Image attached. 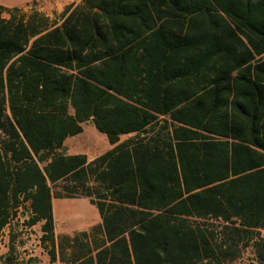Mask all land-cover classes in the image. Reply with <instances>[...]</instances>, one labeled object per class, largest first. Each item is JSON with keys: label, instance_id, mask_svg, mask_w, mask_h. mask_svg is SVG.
Here are the masks:
<instances>
[{"label": "trees", "instance_id": "16d2710c", "mask_svg": "<svg viewBox=\"0 0 264 264\" xmlns=\"http://www.w3.org/2000/svg\"><path fill=\"white\" fill-rule=\"evenodd\" d=\"M87 121L111 149L62 153ZM37 224L50 263L264 264V0L0 5V264Z\"/></svg>", "mask_w": 264, "mask_h": 264}, {"label": "rangeland", "instance_id": "374dc122", "mask_svg": "<svg viewBox=\"0 0 264 264\" xmlns=\"http://www.w3.org/2000/svg\"><path fill=\"white\" fill-rule=\"evenodd\" d=\"M29 1L30 0H0V5L4 8H12L24 6ZM29 5L30 8H20L23 13L29 14L34 9L43 13L39 10V8L44 6L43 0H34L30 2L28 6ZM58 17L59 15H55L54 18H48L50 20H54ZM81 127V134L69 137L66 140L61 151L62 153L70 155L85 152L89 158H92L111 149L106 136L99 133L94 128L91 121L82 123ZM128 137L129 136H121L120 141H124ZM53 217L54 232L56 236L88 230L93 225L99 223V216L96 208L92 206L89 200L86 198L54 199ZM40 225L41 224H37L31 229L20 232V237L17 239V242L14 245L18 262L20 264H40L41 257L43 254H46L39 247V237L41 236ZM20 229L21 226L18 228V230ZM1 236L0 255H3L8 251V229H5L1 233ZM3 239L6 240L5 245L2 244Z\"/></svg>", "mask_w": 264, "mask_h": 264}, {"label": "crops", "instance_id": "0c3cea01", "mask_svg": "<svg viewBox=\"0 0 264 264\" xmlns=\"http://www.w3.org/2000/svg\"><path fill=\"white\" fill-rule=\"evenodd\" d=\"M32 1H34V0H30L24 6H19L18 8H24V7L30 8V5L28 6V4H30V2H32ZM79 2H80V0H43L44 6L39 8V10L42 11L47 17L54 18L55 15H60L67 6L72 5V4H77ZM35 7H37V6H35ZM79 154L85 155L89 161L93 160L94 158H96L100 155V154H98L92 158H89V156L85 152L79 153ZM54 211H55V206H54ZM1 238H2V236H0V239ZM5 243H6V240L3 239L2 244L5 245ZM40 260H41L40 264H62L60 262L50 263L48 256L46 254H43V256L41 257Z\"/></svg>", "mask_w": 264, "mask_h": 264}]
</instances>
